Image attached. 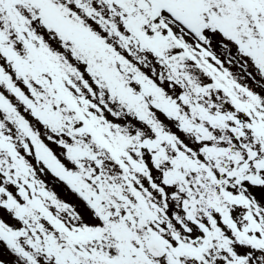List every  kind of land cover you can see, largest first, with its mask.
<instances>
[{
    "label": "snow or ice",
    "instance_id": "1",
    "mask_svg": "<svg viewBox=\"0 0 264 264\" xmlns=\"http://www.w3.org/2000/svg\"><path fill=\"white\" fill-rule=\"evenodd\" d=\"M0 264H264V0H0Z\"/></svg>",
    "mask_w": 264,
    "mask_h": 264
}]
</instances>
